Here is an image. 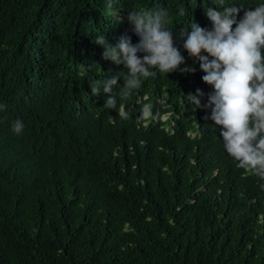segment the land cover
<instances>
[{
    "label": "trees",
    "instance_id": "obj_1",
    "mask_svg": "<svg viewBox=\"0 0 264 264\" xmlns=\"http://www.w3.org/2000/svg\"><path fill=\"white\" fill-rule=\"evenodd\" d=\"M109 3L0 0V264H264V179L227 154L212 86L180 36L193 22L210 30L219 0ZM158 8L180 67L195 71L155 70L121 100L127 69L94 39L137 43L128 11ZM112 76L114 110L103 106Z\"/></svg>",
    "mask_w": 264,
    "mask_h": 264
},
{
    "label": "clouds",
    "instance_id": "obj_2",
    "mask_svg": "<svg viewBox=\"0 0 264 264\" xmlns=\"http://www.w3.org/2000/svg\"><path fill=\"white\" fill-rule=\"evenodd\" d=\"M219 3L222 10L217 7L206 10L212 24L210 30L193 22L191 31H181L183 48L199 62L204 73L202 81L212 86L208 95V105L212 106L210 119L220 128L227 154L241 168L264 179V3L249 8L224 6V0ZM126 19L139 38L137 43L127 34L114 46L106 42L103 33L94 39L103 46L104 59L123 64L127 69L119 92L121 100L128 99L133 90L141 87L142 78L156 76L155 70L165 74L195 71L187 65L180 67L185 64V57L175 46L172 31L165 27L168 22L165 9L128 11ZM116 86L117 76L102 83L107 97L103 106L107 109L117 108L113 95ZM90 89L92 96L101 95V82L90 81ZM202 95L200 89L195 95L187 94L195 108L201 106ZM4 107L0 105V109ZM118 114L127 116L123 110ZM23 128L19 119L12 124L15 134H20Z\"/></svg>",
    "mask_w": 264,
    "mask_h": 264
},
{
    "label": "rangeland",
    "instance_id": "obj_3",
    "mask_svg": "<svg viewBox=\"0 0 264 264\" xmlns=\"http://www.w3.org/2000/svg\"><path fill=\"white\" fill-rule=\"evenodd\" d=\"M147 114H146V112H144V116H146ZM162 118H165V116H163Z\"/></svg>",
    "mask_w": 264,
    "mask_h": 264
},
{
    "label": "bare ground",
    "instance_id": "obj_4",
    "mask_svg": "<svg viewBox=\"0 0 264 264\" xmlns=\"http://www.w3.org/2000/svg\"><path fill=\"white\" fill-rule=\"evenodd\" d=\"M12 35V34H11Z\"/></svg>",
    "mask_w": 264,
    "mask_h": 264
}]
</instances>
